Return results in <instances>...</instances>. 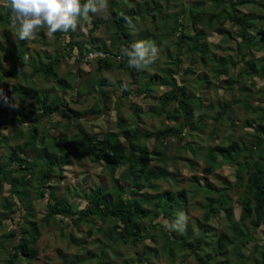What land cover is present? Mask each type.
<instances>
[{
	"label": "trees",
	"instance_id": "trees-1",
	"mask_svg": "<svg viewBox=\"0 0 264 264\" xmlns=\"http://www.w3.org/2000/svg\"><path fill=\"white\" fill-rule=\"evenodd\" d=\"M122 1L111 2V14L117 26L110 19L108 12H106V22L99 21L96 14L90 13V27L86 35L79 31L57 32L53 35L54 46L63 43V49L57 50L55 54L36 52L38 58L27 59L26 62L27 42L32 44L34 40H21L17 37L13 45L8 39L9 34L5 31L11 25L8 20V17L12 16L11 10L4 4L5 7L2 9L4 11L0 12V34L8 43L6 50L0 43V52L8 54V59L12 62V67L6 69L0 57V79L17 80L21 77L23 81V84L17 82L9 92L4 90L10 103L16 101L19 103L18 108L8 106L0 98L2 103L0 146L7 147L11 136L15 137L12 138L15 145L8 152L7 158L0 157V194L4 185L8 186L9 193L8 198H3L1 203L0 228L4 227L3 221L16 222L15 229L2 235L1 242L8 243L3 264H32L38 257L36 244L45 227L53 225L59 231L62 224L70 231L71 228L79 230L80 226L84 225L88 227V236L93 232L100 235L104 228L94 227L95 222L106 224L107 229L103 236L105 241L99 240V246L90 250L84 246L85 240L74 238L69 232L66 234L68 241L73 242L77 249L75 254L70 255L59 252L61 264H116L120 255L117 244L130 246L133 253L138 255L135 259L136 264H157L154 260L159 255L167 259V264H173L179 255L190 256L195 264H264V234L261 235L258 231L259 227L264 228V125L262 123L254 127L255 135L246 142L241 144L237 140L228 138L227 146L216 145L207 151L205 168L207 174H211L215 168H219L224 163H236L233 165L235 167L232 183L224 179L223 186L215 188L208 183L195 182L189 186V190L186 188L174 190L178 182H171L172 185L175 183L173 188L160 192L161 181L169 182L176 179L174 172H169L158 164L161 162L164 165L168 160L169 151L166 142L173 134L170 129L155 131L153 134L155 146L149 150L141 141L142 137L149 139L151 135L143 134L137 125L133 128L127 126V122L120 116L118 107L116 111L118 131H107L102 137L85 132L79 127L78 119L74 118V116L79 119L86 115L97 116L104 109L109 108L111 95L105 88L110 84L103 73L120 70L125 72L131 84L136 86V95L144 96L142 83L147 77L150 78L151 84L155 82L156 85L167 89V92L158 98L160 106L153 114L157 116L165 114L163 117L166 119L178 122L180 129L173 135L178 134L180 138L179 135L184 128L190 130L195 128L191 124L194 115L193 103L199 102V107H203L202 95H196V91L190 92L186 85H179L175 79L180 57L184 53L189 61L183 72L185 76L193 75L194 65L201 64L205 68L209 67L208 71L212 79L217 85L228 90L231 98L236 95L234 90L240 96H244L246 91L240 84L244 76L253 73L264 79V0H200V3L208 5H205L203 11L193 7L186 8L191 27L185 26L186 23L181 25L183 29L186 27L189 30V34L181 31L177 37L175 34L178 29L177 16L167 15L163 17L164 20L160 17L163 8L161 2L165 4V8H168V0H148L150 2L139 0L129 12H126L127 6L123 5ZM146 16L153 25L151 29L136 25L137 19L143 20ZM126 17L131 19L134 28L129 27ZM157 21L168 23L165 31L166 40L169 42L163 51L168 61L166 60L165 67L148 76L145 68L137 69L129 66V57L121 52L122 38H125L124 48L131 49V45L138 41L150 42L158 47L163 34L158 32L159 27L155 25ZM225 24L234 28V36L226 31ZM100 25H104L106 34L109 32L108 26L112 29L109 47H105L104 42L98 43L95 38V32ZM135 28L140 31L136 37H133L130 31ZM213 28L218 32H221L220 28H222L227 38L231 35L235 37L233 58L229 54L222 56L210 54L212 56L209 59L205 38L206 32ZM139 33L144 34L145 37H141ZM36 35L44 38L40 32ZM94 51L106 53L107 56H96L85 62L90 65L93 61L96 67L93 74L79 70L82 79L75 95L74 85L70 80L73 78L75 84L77 74L60 75L61 64L64 62L69 65L71 62L70 65L75 67L77 62ZM256 52H261L262 57H254ZM234 58H238L244 66L233 73L237 66ZM169 62L174 63L175 68ZM26 69H30L27 77L24 76ZM231 73L233 77L230 76ZM221 76L225 78L221 79ZM35 78L42 80L45 89L32 88ZM51 82L55 87L50 88ZM196 82L195 87L199 89L213 84L208 80L207 75L198 77ZM27 83H31L32 87L27 88L25 86ZM124 84L125 82L119 83L121 91L118 98L122 102L131 93V86L127 84L125 88ZM97 86L100 87L99 90ZM56 88L63 92L72 91L71 101L74 103H82L80 97L87 94H97L87 98L95 100L89 108L74 111L69 108L66 101L55 94ZM19 93L22 94L21 97L18 96ZM129 105H132L131 101ZM62 106L66 109L60 108ZM118 106L122 105L118 104ZM219 108L213 117L215 130L231 106L224 104ZM136 109L139 113L140 110ZM17 110L19 112H16ZM47 115H49L48 121L42 120ZM54 115L60 116L66 123L62 126L60 120L52 122L51 117ZM135 117L136 121L140 122V116L136 114ZM26 121L30 122L29 124L38 123L27 136L23 132L25 125H22ZM252 123L250 121L248 125L253 126ZM42 124L44 125L40 130L39 126ZM3 127H7V135L2 133ZM15 127L18 132L14 134ZM52 127L62 131L58 135H51ZM73 130L74 133L71 132ZM178 151H182V148H179L176 141L175 153L177 154ZM196 152H199L198 149ZM174 157L180 159L178 154ZM86 160L100 164L102 171L107 172L111 177L112 186L109 188L103 182H99L86 188L83 182L71 190L66 188L63 196L58 195L54 186L55 177L60 179L63 168L70 162L74 161L75 164L83 167ZM187 191H190L194 198L200 196L204 201L198 204L204 210V214L202 221L196 224L197 233L194 237L188 225H184L182 231L172 227L181 214L175 212L174 208H177L176 210L181 208L182 213L188 215ZM234 196H238L237 219L232 206ZM36 200L42 201L45 210L39 221L36 220L37 213L33 205ZM76 204L80 208H75ZM219 216L224 231L217 236L210 235L208 222ZM248 221H252L251 228L245 226ZM111 240L112 242L109 243ZM183 259L185 260L184 257Z\"/></svg>",
	"mask_w": 264,
	"mask_h": 264
},
{
	"label": "rangeland",
	"instance_id": "rangeland-1",
	"mask_svg": "<svg viewBox=\"0 0 264 264\" xmlns=\"http://www.w3.org/2000/svg\"><path fill=\"white\" fill-rule=\"evenodd\" d=\"M136 1L139 0H123V5L127 6L126 12H129L131 7L136 6ZM169 5L168 8H165V4L162 3V15L160 16L162 20H164L163 17L167 15H175L177 18V31H176V37L180 35V32L183 31L185 34H189V30L185 27L183 29V25L191 27L188 18H187V7H193L196 10L203 11L205 9V5L208 4H202L200 3V0H180L181 2L178 3L173 0H168ZM109 2V0H108ZM112 2V0H111ZM141 2V1H140ZM146 2H150L146 0ZM6 2L4 0L0 1V12L2 13L4 10L3 7H5ZM112 5V4H111ZM198 7V8H196ZM150 8V5H149ZM108 12V11H107ZM98 17V20L101 22H106V13L101 12L99 14H96ZM8 20H10L11 25L5 29L7 34H9V40L12 42V44H15V41L17 39V28L18 25H13L12 19L9 16ZM185 21V22H184ZM104 24V23H102ZM136 25L138 27H146V28H152V24L148 20L147 16L143 18V20H136ZM159 27V33L163 34V39L161 40L160 46H156L158 49L157 58L155 61L150 64L147 68V74L148 76L153 74L154 72H158V69H161L165 67V54H164V48L167 44L166 36L167 32L165 31V28L167 27L168 23H165L163 21H157L155 23ZM90 27L89 22L85 24L83 21H81L80 24H78L76 31L82 32V34H87V29ZM108 34L105 33V27L104 25H100L99 29L95 32V38L97 39L98 43L104 42L105 47L110 46V37L112 29L110 26H108ZM224 28L227 29L230 34L233 36L235 35L234 28H230L229 24H225ZM1 30V29H0ZM221 32H218L215 28L208 30L207 36L205 38L206 44H207V50L209 59L212 55L210 54H216L217 56H222L224 54H229L233 58L235 56L234 48H235V42L236 39L231 35L230 38H227L225 36V31L220 28ZM138 28L133 29L130 31L133 37H136L138 35ZM165 31V32H164ZM44 35V38H40L39 36H35L33 43H28L27 49H28V57L27 59L36 60L38 57L36 56V52H46L47 54H55L57 50L63 49V43L58 44L57 46H54L53 38L48 37L46 35V29L40 31ZM141 37H145L144 34L139 33ZM112 38V37H111ZM0 43L2 44L3 48L6 50L8 48V43L3 39L2 35L0 34ZM161 46H163L161 48ZM170 50L173 51V48L170 47ZM100 53V52H98ZM105 54V55H104ZM207 55V56H208ZM261 52L254 53V57L260 58L262 57ZM98 56H107L106 53L100 54ZM1 62L2 65L5 66V68L12 67V62L8 59V54L4 52H0ZM96 56H90L87 58L86 61H81L79 63V70L82 69L84 73L93 74L96 64L95 62H91L90 65H87L85 62L88 60H92ZM86 58V57H85ZM84 58V59H85ZM208 59V58H207ZM208 59V61H209ZM237 62V66L234 68V72H237L240 70L241 67L244 65L242 62L237 58L233 59ZM168 61V60H167ZM171 63V62H169ZM71 64V62H70ZM69 64V65H70ZM172 67L175 68L174 63H171ZM210 64V63H209ZM67 65L66 63L61 64L60 68V75L64 74L66 76H69L71 73H76V65L75 67H72V65ZM189 65V61L187 59L186 54L183 53V55L180 57L178 61V68H177V74H175V79L179 83V85H186L187 89L190 92H195L196 95H199L203 97V107H199V102H194V115L191 120V124L195 127L194 129L190 130L187 128H184L181 134L179 135L180 138H178V134L173 135L175 131H177L179 128V123L170 119H166L165 114L163 116H157L153 112L157 110L160 106L159 104V97L162 96L165 92H167V89L165 87H161L159 85H156L155 82L151 84L150 78H146L142 83V88L145 90L144 96L143 95H136V86L131 84L130 78L126 75L123 71H108L104 72V78L108 80L109 86L106 87V91L110 93V102H109V108L107 110H103V112L97 116L94 115H86L80 119L79 121V127L83 129L87 133L96 134L99 137H102L107 131L110 132H117L118 126L116 124V111L117 107L120 109V116L127 122V126L130 128H133L134 126H138L141 128L143 134L151 135L149 139H145V137H142V141L149 150H152L155 146V141L153 140V134L155 131L159 129H170V132L173 133L171 139L167 140L166 146H168V155H167V161L164 162V165L159 162L158 164L165 167L169 172L175 173V178L172 179L169 182H160V192L162 190H165L167 188H173L175 183L172 185L171 182H178L177 186H174V190H179L180 188L188 189L189 186L196 183L204 184L208 183L212 185L215 188H220L223 186L222 180H226L229 182L234 181V164L224 163L219 168H215L211 174H207L205 172V168L207 167V151L211 149L213 146L216 145H222L227 146L228 138H231L232 140H237L239 143L246 142L247 140L251 139L255 135L253 129L257 124H263L264 125V79H261L257 77L255 74H250L248 76H244L241 80V85L244 86V90L246 91L244 96H240L236 90H234V98H231L230 92L226 90L224 87L217 85V83L212 79L210 72L208 71V68L203 67L201 64H196L195 66V73L193 75H187L185 76L183 74L186 67ZM5 71V70H3ZM233 73H231V77H233ZM30 74V69H26L24 71V76L27 77V75ZM80 75V73H79ZM202 75H207L208 80L213 82V84L208 85L206 88H198L196 85V79ZM81 77V76H80ZM221 79H224V76L220 77ZM19 79V80H18ZM17 80H14L12 78H7L5 80L0 79V88H3V90L9 92L12 90L13 86L18 82L23 84L22 78L19 77ZM82 79V77H81ZM71 83L74 85V94L77 95V92L75 90L78 76L76 79V82L74 84V79L71 78ZM125 82L131 86L129 95L127 96V99L123 102L119 100L120 95V88L119 83ZM81 83V80H80ZM79 83V86H80ZM44 83L40 78L34 79V86L32 87L31 83L25 84L27 88H34L43 90L45 89ZM50 88L55 87L54 84L50 83ZM78 86V89H79ZM218 87V88H216ZM98 90L100 87H96ZM236 89V88H235ZM98 92V91H97ZM232 92V93H233ZM55 94L62 98L64 101H66L69 105V108L71 110L77 111V110H86L91 106L95 100L87 99L88 97L92 96L94 93L87 94L86 98H80L79 100L82 101V103H74L71 101L72 91L70 92H63L59 91V89H55ZM89 95V96H88ZM18 96H22V94L19 93ZM17 96V97H18ZM77 97V96H76ZM16 98V97H15ZM87 99V100H86ZM1 100V99H0ZM119 101V103H118ZM129 101H131L132 105H129ZM118 104L122 106H118ZM228 104L231 106V108L225 113V115L222 117V120L217 125V130H215V121L213 117L217 114L219 111V107ZM2 103L0 102V107ZM138 108L140 112H137ZM16 112H19L17 110ZM171 112V111H170ZM170 112H168L170 114ZM18 114V113H17ZM138 114L140 116V122L136 121L135 115ZM201 115V118H200ZM48 116H44L42 120H47ZM52 122L60 120L62 123V126L66 123L60 116L54 115L51 117ZM45 121V122H46ZM214 121V122H213ZM252 121L253 126H249L248 124ZM30 122L26 121L25 123H22L23 126V132L24 135L27 136L33 131V127L37 126L38 123L29 124ZM29 124V125H28ZM44 124L40 125L43 126ZM49 126V125H47ZM61 126V127H62ZM7 127H3L2 133L4 135L8 134V130H6ZM63 129V128H62ZM41 130V128H40ZM62 131L61 129H53V127L50 130L51 135H58L59 132ZM18 132L17 127L14 129V134ZM71 132H75L74 130ZM170 135V134H169ZM12 138H15L13 135L11 136L10 144L7 147H1L0 146V157L1 158H7L8 152L11 150V148L15 145V142ZM144 138V139H143ZM182 138V139H181ZM179 139V140H178ZM124 138H122V141ZM23 141V139H22ZM178 142L179 148H182V151H178V157L180 159H176L177 154L175 153V142ZM194 149V150H192ZM198 149L199 152H196ZM192 152H196L195 154ZM182 159V160H181ZM240 159V158H239ZM238 159V160H239ZM237 160V162H238ZM157 164L156 162H154ZM55 176V175H54ZM57 176V175H56ZM54 186L56 188V193L60 196L64 195V191L66 188H69L70 190L73 189L75 186H79L80 184H83L84 187L88 186H94L99 182H103L106 187H111V177L108 175L107 172L102 171V166L100 164L91 163L89 160H86L85 166L80 167L77 164H75L74 161L70 162L63 168L62 177L58 179V177H55ZM37 182V181H36ZM8 186L4 185L3 191L0 194V211H2L1 203L3 198H8ZM188 196V202L187 205L188 209V215L187 221L185 225H188L191 228V234L192 237H194L197 233L196 231V224L198 222L202 221L204 210L200 208L198 204L203 203L204 201L200 196L193 197L192 193L190 191H187ZM176 198V196H174ZM238 196H234V202L232 203L233 209H234V215L237 219L239 216V205L236 203V199ZM76 199H79V197H76ZM175 203V201L173 202ZM37 218L36 220H40L44 213V206L41 200H36L33 203ZM77 205V204H76ZM75 208H80L79 205L75 206ZM174 208V211L177 213H182L181 208ZM4 227L0 228V264H3L5 260V251L8 247V243L1 242L2 235L6 234L13 229H15L16 222L11 221H3ZM246 227L251 228L252 227V221H248L245 223ZM60 230H56V228L51 225L49 227H45L40 235V238L36 244V248L38 249V257L32 262V264H61L60 262V256H58V253H62L63 255H70L76 253V246L73 245L71 241H68V237L66 234L69 232L72 233V236L74 238L85 240L84 246L88 247L90 250L96 249L99 246L98 241H105L103 239V236L106 232L107 226L104 223L101 222H95L94 227H100L102 226L104 228V231L102 234L97 235L94 232L92 235L88 236V227L81 225L79 230H73L71 228L70 231L66 229L62 224H60ZM182 225H179L180 227ZM208 226H210V235L216 234L224 231L223 222L221 220V216L217 218H213L208 222ZM244 226V224H243ZM177 231H182L183 229H177ZM259 234H264V228L263 226L259 227L258 229ZM112 240L109 242L111 243ZM149 244V242H148ZM119 247L117 248V251L119 252L118 259L116 260V264H136L135 259L138 255L133 253V250L130 248L128 244L122 245L117 244ZM116 246H114V251ZM185 258V260L183 259ZM157 264H167V259L164 257H161L160 255L156 260H154ZM173 264H195L194 260L190 256L185 255H179Z\"/></svg>",
	"mask_w": 264,
	"mask_h": 264
},
{
	"label": "clouds",
	"instance_id": "clouds-1",
	"mask_svg": "<svg viewBox=\"0 0 264 264\" xmlns=\"http://www.w3.org/2000/svg\"><path fill=\"white\" fill-rule=\"evenodd\" d=\"M6 6L11 10L13 25H18L16 35L21 40L34 39L38 32L45 29L48 37L57 32L76 31L81 21L91 20L90 13H106L109 8L108 0H6ZM125 19L129 27L134 28L131 19ZM122 52L129 57V66L140 69L155 61L158 49L150 42L138 41L131 45V49L123 48ZM127 86L125 83L124 87ZM0 98L10 107H19L17 101L9 102L3 88H0ZM186 221L187 217L181 213L172 227L182 229Z\"/></svg>",
	"mask_w": 264,
	"mask_h": 264
},
{
	"label": "water",
	"instance_id": "water-1",
	"mask_svg": "<svg viewBox=\"0 0 264 264\" xmlns=\"http://www.w3.org/2000/svg\"><path fill=\"white\" fill-rule=\"evenodd\" d=\"M108 4H109L108 14H109V16H110V19L114 22L115 26H117V25H116V22L114 21V18H113V16H112V14H111V0H109ZM124 46H125V38H122L121 52H122V49L124 48ZM100 54H101V53H98V52L94 51V52L88 54V55L86 56L85 59L80 60L79 62H77V65H76V74H77V76H78V81H77V84H76V87H75L76 92H77V90H78V86H79V83H80V80H81V77H80V75H79V68H78L79 63H80L81 61H86L87 58H89L90 56H98V55H100ZM104 55H105V54H104ZM96 94H97V93H94V95H96ZM88 96H89V95H88ZM83 97L86 98L87 96H83ZM83 97H82V98H83ZM100 98H101V100H102V101H101L102 107L104 108V103H103L102 96H100ZM60 108H62V109H66L65 106H62V107H60ZM67 113L70 114V111L67 110ZM47 116H48V115H47ZM45 117H46V116H45ZM43 118H44V117H43ZM74 118H75V119H79V118L76 117V116H74Z\"/></svg>",
	"mask_w": 264,
	"mask_h": 264
}]
</instances>
